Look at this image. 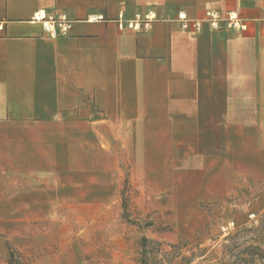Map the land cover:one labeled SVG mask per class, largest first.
Listing matches in <instances>:
<instances>
[{
	"label": "crops",
	"instance_id": "obj_1",
	"mask_svg": "<svg viewBox=\"0 0 264 264\" xmlns=\"http://www.w3.org/2000/svg\"><path fill=\"white\" fill-rule=\"evenodd\" d=\"M149 8L146 33L84 20ZM211 8L247 29L176 19ZM36 11H65L69 33L49 37ZM122 167L144 196L180 172L201 176L213 202L236 179L264 188V0H0V264L6 241L50 243L51 225L113 218ZM70 249L54 264H80Z\"/></svg>",
	"mask_w": 264,
	"mask_h": 264
},
{
	"label": "rangeland",
	"instance_id": "obj_2",
	"mask_svg": "<svg viewBox=\"0 0 264 264\" xmlns=\"http://www.w3.org/2000/svg\"><path fill=\"white\" fill-rule=\"evenodd\" d=\"M121 172L113 218L97 227L51 225L46 229L50 243L6 241L7 264H30L43 257L54 264L69 247L80 264H264L260 182L236 179V187L213 202L206 199L198 174L187 180L180 172L173 187L144 196L128 168ZM227 221L234 222V229L223 234L220 226ZM249 245L253 249L245 250Z\"/></svg>",
	"mask_w": 264,
	"mask_h": 264
},
{
	"label": "built area",
	"instance_id": "obj_3",
	"mask_svg": "<svg viewBox=\"0 0 264 264\" xmlns=\"http://www.w3.org/2000/svg\"><path fill=\"white\" fill-rule=\"evenodd\" d=\"M156 17L155 10L149 8L144 12H135L131 17H125L121 11L114 17H106L101 13L91 12L86 15L84 20L88 22H111L119 31L130 30L136 33H146L151 30ZM31 19L40 22L42 31L49 37L67 35L74 22L65 11H58L49 15L43 11H36ZM176 19L182 29L196 33L201 31L204 26L212 30L232 29L237 32L245 31L248 27L247 21L236 10L206 9L202 17L199 18H189L185 12L179 11L176 14ZM253 216L254 214H249V218ZM233 229V221H227L220 226L223 234H228Z\"/></svg>",
	"mask_w": 264,
	"mask_h": 264
},
{
	"label": "trees",
	"instance_id": "obj_4",
	"mask_svg": "<svg viewBox=\"0 0 264 264\" xmlns=\"http://www.w3.org/2000/svg\"><path fill=\"white\" fill-rule=\"evenodd\" d=\"M247 249H253V247L249 245V246L245 247V250H247Z\"/></svg>",
	"mask_w": 264,
	"mask_h": 264
}]
</instances>
